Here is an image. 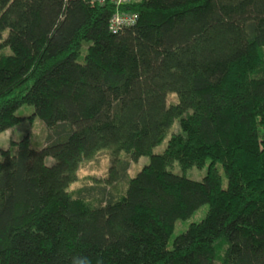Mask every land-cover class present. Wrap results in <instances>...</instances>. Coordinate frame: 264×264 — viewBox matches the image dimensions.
Listing matches in <instances>:
<instances>
[{"label":"trees","instance_id":"obj_1","mask_svg":"<svg viewBox=\"0 0 264 264\" xmlns=\"http://www.w3.org/2000/svg\"><path fill=\"white\" fill-rule=\"evenodd\" d=\"M115 11L0 0V133L24 105L48 129L40 149L0 150V264H264V0H140L112 32ZM101 149L108 177L70 191Z\"/></svg>","mask_w":264,"mask_h":264},{"label":"rangeland","instance_id":"obj_2","mask_svg":"<svg viewBox=\"0 0 264 264\" xmlns=\"http://www.w3.org/2000/svg\"><path fill=\"white\" fill-rule=\"evenodd\" d=\"M6 36V33L5 35ZM10 51L7 50V53ZM167 104L176 103L177 98L174 93L167 94ZM33 107L24 105L17 111L16 115L21 117V122L17 124L12 129L4 131L0 133V150L8 149L11 147V142H18L23 138L27 137L30 146L34 149H40L44 146L46 137L48 134L47 126L44 121L37 117H32ZM179 131L178 121H175L163 141L153 149V153L161 154L167 145L168 139L172 133H176ZM13 152L16 151V148H13ZM124 156V153H122ZM2 159L0 155V160ZM46 163L48 165L53 163V159L51 157L46 158ZM112 163V154L110 149H101L95 153V155L90 159H83L79 164V167L76 171V180L73 181L70 186V191H75L81 186L93 184L94 181H104L109 174V168ZM149 163L148 156H142L137 161L131 162L128 168V177H134L145 165ZM169 170L178 175H184L185 177L200 181L206 175L207 166L199 169V168H190L186 171H182L178 162L172 163L169 166ZM221 179H222V187L226 188L227 179L224 175V172L221 167H219ZM121 187V185H119ZM119 190V189H118ZM208 211V205L201 206L197 211H195L189 218L185 220L177 221L174 227V230L169 239V247L172 246V242L174 238L183 233L190 224L201 221ZM215 264H221L220 262H216Z\"/></svg>","mask_w":264,"mask_h":264},{"label":"built area","instance_id":"obj_3","mask_svg":"<svg viewBox=\"0 0 264 264\" xmlns=\"http://www.w3.org/2000/svg\"><path fill=\"white\" fill-rule=\"evenodd\" d=\"M86 1H88L90 4H103L105 2V0H86ZM110 1L114 4L116 8L115 13L112 15L109 21V28L112 32H117L123 27H128L135 23L136 15L131 12L120 11V7L140 0H110Z\"/></svg>","mask_w":264,"mask_h":264}]
</instances>
